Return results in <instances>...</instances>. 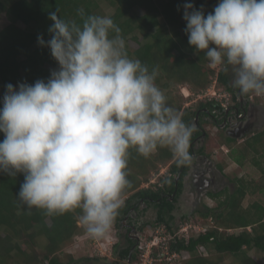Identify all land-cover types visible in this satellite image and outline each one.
Segmentation results:
<instances>
[{
	"label": "clouds",
	"instance_id": "obj_1",
	"mask_svg": "<svg viewBox=\"0 0 264 264\" xmlns=\"http://www.w3.org/2000/svg\"><path fill=\"white\" fill-rule=\"evenodd\" d=\"M184 9L196 53L203 52L212 68H231L242 95L264 96V0H219L207 15L191 3ZM79 15L81 23L51 12L52 38L45 43L38 37L59 64L50 79L21 83L19 90L6 86L0 173L24 175L17 196L29 209L47 215L79 210L85 234L102 240L130 186V150L148 157L168 148L184 166L192 159L195 128L167 103L156 84L158 69L129 57L110 16L83 9ZM224 94V103L218 101L227 107L230 94Z\"/></svg>",
	"mask_w": 264,
	"mask_h": 264
},
{
	"label": "trees",
	"instance_id": "obj_2",
	"mask_svg": "<svg viewBox=\"0 0 264 264\" xmlns=\"http://www.w3.org/2000/svg\"><path fill=\"white\" fill-rule=\"evenodd\" d=\"M188 3L197 10L203 9L207 15L213 12L219 0H0V15L4 13L9 21L6 27L0 29V108L3 107L8 84L19 90L21 83L33 85L38 80L47 81L53 71L59 70L50 48L38 43L40 36L45 43L52 38L49 32L54 23L49 19L51 12L57 11L58 16L66 21L81 23L80 9L85 15H107L106 10H111L110 17L121 28L129 57L139 59L149 70L158 69L156 84L166 95L167 103L177 110L186 124L194 126L189 147L192 159L194 155L209 158L204 147L195 148L196 141L205 133L204 141L211 139L209 142L214 149L228 146L230 158L240 166H244L250 155L253 156V164L259 167L264 176V167L258 160L261 157L264 161V130L243 139L238 147L239 151L247 152V158L243 155L240 160L236 153L237 139L219 128L212 137L206 128L219 127L226 119L227 109L218 99L207 97L187 108L184 99L175 90L176 86L184 85L191 92L202 95L210 88L212 77L216 76V85L230 94L229 104L239 105L240 96L235 93L239 89L235 87L234 91L229 85L228 71L222 67L216 75L205 54L196 53L189 44L183 18L184 5ZM130 41L135 42L138 48H133ZM251 95L241 94L248 100ZM206 118L211 121H206ZM4 135L0 132V141H3ZM190 164L191 161L177 166L168 148H158L148 157L130 150L127 168L130 186L123 193V197L127 198L115 224L118 225L124 218L132 202L137 204L143 199L147 204L152 201V206L157 210L156 224L165 226L166 235L176 234L179 229L173 230L171 227L174 205L168 194L174 193L177 176L184 174ZM160 165L169 166L171 176L162 177L161 184L154 186L156 189L141 188L142 183L148 182L150 174ZM224 167L220 166V169ZM23 182L22 173L16 177L0 173V264H79L65 249L78 233L83 232L78 224L80 211L47 215L44 210L29 209L17 196ZM248 185L255 187L249 189ZM178 189H181L180 182ZM255 191L257 182H245L244 178L238 180L237 189L220 202V209H207L201 215L205 221H214L216 226L197 236L177 237L168 241L170 254H189V258H180L172 264H220L224 256L234 257L230 264H258L248 254L253 250L262 253L264 259V206L255 202L249 208H243L246 197ZM209 195L213 199L218 197L217 194ZM221 229L243 231L230 234ZM41 239L46 241L43 248H39ZM129 254L130 250L126 249L121 256L127 260ZM86 261L89 262V258ZM139 262L140 255L136 250L132 254V263Z\"/></svg>",
	"mask_w": 264,
	"mask_h": 264
},
{
	"label": "rangeland",
	"instance_id": "obj_3",
	"mask_svg": "<svg viewBox=\"0 0 264 264\" xmlns=\"http://www.w3.org/2000/svg\"><path fill=\"white\" fill-rule=\"evenodd\" d=\"M107 16H110L112 14L111 10H106ZM9 24V21L4 13H1L0 15V29L6 27ZM21 27H24L22 24H20ZM129 44L133 48H138L137 44L133 41H130ZM216 71V75L219 70L222 69V66H218L216 68H213ZM228 81L229 85L231 87L234 86V73L232 72L231 68H229L228 72ZM218 87V88H217ZM176 92L180 93V98H183L185 101V107L193 106L197 103L198 100H201L200 96L196 93L191 92L188 87L184 85L176 86L175 87ZM225 88H222L220 86L216 85V76L212 77V83L210 85V88L204 93V97H210L212 98L215 96L221 103L224 99V93H226ZM193 93V94H192ZM206 95V96H205ZM192 96V98L189 100V98ZM227 97V94H226ZM203 99V97H202ZM250 102L253 101V104H255L256 107H258V114L260 115V126L259 128L255 129L253 132H250L245 136V139L250 138L254 133H259L264 130V96H256L254 99H250ZM207 121V119H205ZM211 127V126H210ZM206 127L210 132L212 133V137L214 134L217 133L218 128L217 127ZM240 138L238 140V146L243 142V138L239 136ZM211 140V139H210ZM210 140L202 141H196L195 148H201L204 147L205 153L208 154L212 163L213 168V175L212 178L215 179V184L211 187V189H208L206 194L201 198V200L198 201V204L196 206L191 207L190 206V200L191 196H185L184 194L181 196L180 201H178L177 209L174 211L173 216L174 220L171 223V227L173 230L182 229L192 226L190 230V235L194 233H198L199 230H207L212 226H216L214 224V221H205L201 215L202 213L206 212L207 209H220L219 205L220 202H223L227 199L228 196L232 195L238 186V180L244 178V181H255L257 182V191L254 192V194H249L245 201L243 202V208L247 209L249 206L255 202L261 204L264 206V176L261 173L259 167H256L253 164V161L251 158L253 156L248 157L249 159L245 161L244 166H240L237 164V162H233V160L230 158V149L227 150L225 147H220L214 149L211 145ZM224 148V149H223ZM236 147L234 151H236ZM237 155L239 154V159H243L242 156H246L245 151L241 150L239 151V147L236 151ZM256 156V157H255ZM254 157L258 159L257 155ZM247 158V156H246ZM240 159V160H241ZM258 160L260 161V165L264 167V161L261 157H259ZM223 170L220 169V166L223 167ZM170 175V167L169 166H163L160 165L157 170H154L150 176L148 182L142 183L141 188H152L160 183V179L162 177H166ZM249 189L255 187L249 186ZM157 187H154L156 189ZM262 188V189H261ZM209 194H217V199H213ZM127 197H123V200H125ZM156 209L154 207H149L148 209L144 211H140L139 219L137 220V227L140 228L141 232L140 239L138 241V255H140V262L138 264H142V252L139 250V247L142 243L147 241L146 239L148 236L156 235L157 231L164 230L165 234L167 233V230L165 226L156 224ZM79 224V223H78ZM80 228L83 229V227L79 224ZM161 226V227H160ZM195 227V228H194ZM197 228V229H196ZM222 231H226L224 229H221ZM250 230V229H249ZM82 233H78L71 243L66 249L65 252L67 254L72 255L73 259L77 261L79 264H97L101 260L102 262H114V259L117 256V251L120 249L118 247L113 249V246L115 243L119 242V235L117 233V228L114 224L113 229L110 233V235L106 239L102 240H93L89 238L86 234L84 229L82 230ZM243 229H236L231 231H226L227 233L234 234V233H241ZM46 245L45 239H41L40 241V247L43 248ZM124 245H122L123 247ZM204 252V251H203ZM63 254H65L63 252ZM249 256L256 261L258 264H264L263 254L253 250L250 251ZM184 255H187L185 253ZM204 255H207V252H204ZM86 258H89V262L86 261ZM180 260V259H179ZM234 260V257H222V260L220 261V264H230ZM178 261V259H177ZM100 263V262H99ZM165 263V262H160ZM137 264V263H132ZM155 264V263H154Z\"/></svg>",
	"mask_w": 264,
	"mask_h": 264
},
{
	"label": "flooded vegetation",
	"instance_id": "obj_4",
	"mask_svg": "<svg viewBox=\"0 0 264 264\" xmlns=\"http://www.w3.org/2000/svg\"><path fill=\"white\" fill-rule=\"evenodd\" d=\"M234 87V91H235ZM238 98L237 104H229L226 107V119L225 121L217 128L225 129V134L231 136L232 138L239 139L253 132L255 129L260 126V115L258 114V107L253 104V101L245 99L241 96V92L235 91ZM208 121H211L210 118H206ZM218 129V130H219ZM206 134L204 133L203 137L198 138L197 141L204 142ZM243 138V139H244ZM182 174V173H181ZM179 174L176 178V188L173 194H168L169 199L174 205L172 215L177 209L178 201H180L181 196H191L190 206H196L198 201L206 194L208 189L215 184V179L212 178L213 168L210 158L206 156H193L191 164L187 171L184 174ZM171 176V175H169ZM179 182L181 184V189L179 191L178 186ZM150 202V201H149ZM152 202V201H151ZM147 204L145 200H139L136 204L135 201L132 202L130 209L127 211V214L124 215V218L115 226L117 228V233L119 235V242L115 243L113 249L118 247L117 256L114 259V262H99L97 264H132V254L138 248V241L140 239V228L137 227L136 223L139 219L140 211H144L152 206V203ZM138 205V206H137ZM153 207V206H152ZM157 213V210H156ZM122 245H124L122 247ZM129 249L130 254L128 259H124L121 256L122 251Z\"/></svg>",
	"mask_w": 264,
	"mask_h": 264
},
{
	"label": "built area",
	"instance_id": "obj_5",
	"mask_svg": "<svg viewBox=\"0 0 264 264\" xmlns=\"http://www.w3.org/2000/svg\"><path fill=\"white\" fill-rule=\"evenodd\" d=\"M206 96V95H205ZM256 96V95H254ZM252 96L251 98L253 99ZM206 98L204 97V95H201L200 98L202 99ZM215 97V96H213ZM226 97V95H224V98ZM225 106V105H224ZM226 107V106H225ZM192 226L188 227V229L186 228H182L181 230L179 229V231L172 235H166L164 230H161L160 232L157 231L156 235L153 236V234H151V236H149L150 238H147L144 243H142L139 247V250L142 252V264H156L159 262H167V263H174L177 261V259L179 260L181 259H187L189 258V254L187 252H182L180 254L178 253H173L170 254L169 250H168V241L170 240H175L177 237H191V236H197L202 232H205L204 230H199L198 233H194L192 235H190V230ZM195 228V227H194ZM197 229V228H196ZM185 253H187V255H184Z\"/></svg>",
	"mask_w": 264,
	"mask_h": 264
},
{
	"label": "crops",
	"instance_id": "obj_6",
	"mask_svg": "<svg viewBox=\"0 0 264 264\" xmlns=\"http://www.w3.org/2000/svg\"><path fill=\"white\" fill-rule=\"evenodd\" d=\"M254 134H255V133H254ZM222 147H225V149L227 148V150L229 149L228 146H226V145H224V146H222ZM222 147H221V148H222ZM223 149H224V148H223ZM212 163H213V162H212Z\"/></svg>",
	"mask_w": 264,
	"mask_h": 264
}]
</instances>
